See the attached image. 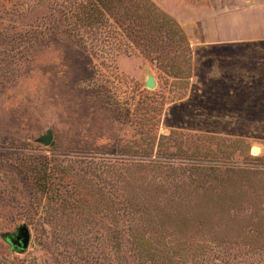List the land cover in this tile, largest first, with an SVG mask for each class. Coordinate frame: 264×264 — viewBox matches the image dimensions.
Masks as SVG:
<instances>
[{
	"label": "rangeland",
	"instance_id": "obj_1",
	"mask_svg": "<svg viewBox=\"0 0 264 264\" xmlns=\"http://www.w3.org/2000/svg\"><path fill=\"white\" fill-rule=\"evenodd\" d=\"M0 264H264V0H0Z\"/></svg>",
	"mask_w": 264,
	"mask_h": 264
},
{
	"label": "water",
	"instance_id": "obj_2",
	"mask_svg": "<svg viewBox=\"0 0 264 264\" xmlns=\"http://www.w3.org/2000/svg\"><path fill=\"white\" fill-rule=\"evenodd\" d=\"M145 87L148 89H153L155 87V82L152 76H148L146 82H145ZM52 140V135L50 131H47L46 136L40 139V142L48 146ZM254 148H251V154L253 153ZM253 155V154H252ZM6 241L8 244L19 250V251H24L28 248L29 242H30V233L28 231V228L23 226L18 229V232L14 236H8L6 238Z\"/></svg>",
	"mask_w": 264,
	"mask_h": 264
},
{
	"label": "bare ground",
	"instance_id": "obj_3",
	"mask_svg": "<svg viewBox=\"0 0 264 264\" xmlns=\"http://www.w3.org/2000/svg\"><path fill=\"white\" fill-rule=\"evenodd\" d=\"M254 148V150H253V155H257L260 151H259V148L257 147V146H254L253 147Z\"/></svg>",
	"mask_w": 264,
	"mask_h": 264
},
{
	"label": "crops",
	"instance_id": "obj_4",
	"mask_svg": "<svg viewBox=\"0 0 264 264\" xmlns=\"http://www.w3.org/2000/svg\"><path fill=\"white\" fill-rule=\"evenodd\" d=\"M203 15H204L203 12L200 11V14L197 15V16H198V17H203Z\"/></svg>",
	"mask_w": 264,
	"mask_h": 264
}]
</instances>
